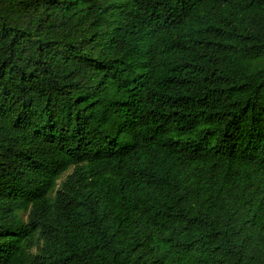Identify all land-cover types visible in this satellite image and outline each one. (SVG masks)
Wrapping results in <instances>:
<instances>
[{
	"label": "trees",
	"instance_id": "obj_1",
	"mask_svg": "<svg viewBox=\"0 0 264 264\" xmlns=\"http://www.w3.org/2000/svg\"><path fill=\"white\" fill-rule=\"evenodd\" d=\"M0 264H264V0H0Z\"/></svg>",
	"mask_w": 264,
	"mask_h": 264
}]
</instances>
